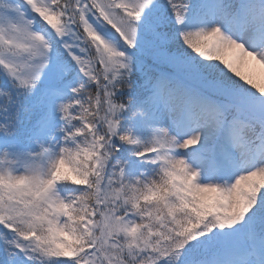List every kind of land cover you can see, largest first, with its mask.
<instances>
[{"label":"snow or ice","instance_id":"1","mask_svg":"<svg viewBox=\"0 0 264 264\" xmlns=\"http://www.w3.org/2000/svg\"><path fill=\"white\" fill-rule=\"evenodd\" d=\"M0 264H264V0H0Z\"/></svg>","mask_w":264,"mask_h":264}]
</instances>
